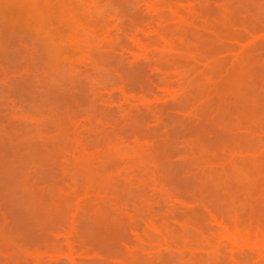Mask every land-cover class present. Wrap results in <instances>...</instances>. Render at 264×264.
Masks as SVG:
<instances>
[{"label": "rangeland", "instance_id": "1", "mask_svg": "<svg viewBox=\"0 0 264 264\" xmlns=\"http://www.w3.org/2000/svg\"><path fill=\"white\" fill-rule=\"evenodd\" d=\"M0 264H264V0H0Z\"/></svg>", "mask_w": 264, "mask_h": 264}]
</instances>
